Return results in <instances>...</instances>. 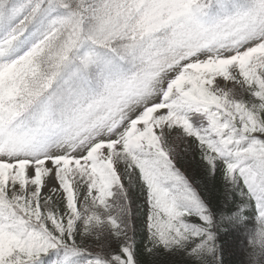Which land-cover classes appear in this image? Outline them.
<instances>
[{
    "label": "snow or ice",
    "instance_id": "1",
    "mask_svg": "<svg viewBox=\"0 0 264 264\" xmlns=\"http://www.w3.org/2000/svg\"><path fill=\"white\" fill-rule=\"evenodd\" d=\"M137 189L143 253L264 264V0H0V264H142Z\"/></svg>",
    "mask_w": 264,
    "mask_h": 264
},
{
    "label": "trees",
    "instance_id": "2",
    "mask_svg": "<svg viewBox=\"0 0 264 264\" xmlns=\"http://www.w3.org/2000/svg\"><path fill=\"white\" fill-rule=\"evenodd\" d=\"M177 146L179 151L177 166L197 187L210 207L218 213L217 219L219 220V212L224 211L227 214L234 205L230 190L218 174L213 177L206 171L199 151L192 141L177 142ZM131 195L133 226L137 229V243L142 252V264H186L187 258L180 253L169 254L160 251L151 256L143 253L144 241L139 232V218L143 211L142 197L138 189L134 190ZM217 232V244L222 249L223 264H247V233L243 226L237 228L221 223Z\"/></svg>",
    "mask_w": 264,
    "mask_h": 264
},
{
    "label": "rangeland",
    "instance_id": "3",
    "mask_svg": "<svg viewBox=\"0 0 264 264\" xmlns=\"http://www.w3.org/2000/svg\"><path fill=\"white\" fill-rule=\"evenodd\" d=\"M43 191H44V192H47V191H48V189H47V188H45Z\"/></svg>",
    "mask_w": 264,
    "mask_h": 264
}]
</instances>
